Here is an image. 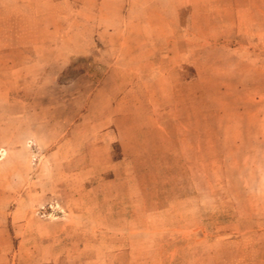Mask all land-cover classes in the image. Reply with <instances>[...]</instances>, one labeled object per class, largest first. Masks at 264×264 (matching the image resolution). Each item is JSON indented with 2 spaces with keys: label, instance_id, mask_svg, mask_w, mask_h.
<instances>
[{
  "label": "rangeland",
  "instance_id": "1",
  "mask_svg": "<svg viewBox=\"0 0 264 264\" xmlns=\"http://www.w3.org/2000/svg\"><path fill=\"white\" fill-rule=\"evenodd\" d=\"M0 264H264V0H0Z\"/></svg>",
  "mask_w": 264,
  "mask_h": 264
}]
</instances>
